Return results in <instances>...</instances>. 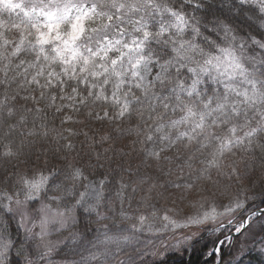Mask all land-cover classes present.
I'll return each mask as SVG.
<instances>
[{"label":"clouds","instance_id":"9594fccd","mask_svg":"<svg viewBox=\"0 0 264 264\" xmlns=\"http://www.w3.org/2000/svg\"><path fill=\"white\" fill-rule=\"evenodd\" d=\"M204 240L264 264V0H0V264Z\"/></svg>","mask_w":264,"mask_h":264},{"label":"trees","instance_id":"16d2710c","mask_svg":"<svg viewBox=\"0 0 264 264\" xmlns=\"http://www.w3.org/2000/svg\"><path fill=\"white\" fill-rule=\"evenodd\" d=\"M215 244H213L211 240L200 242L198 248L193 253L188 254L183 258V264H201V261L203 264H214V258L208 253L211 252Z\"/></svg>","mask_w":264,"mask_h":264},{"label":"snow or ice","instance_id":"6c2138e0","mask_svg":"<svg viewBox=\"0 0 264 264\" xmlns=\"http://www.w3.org/2000/svg\"><path fill=\"white\" fill-rule=\"evenodd\" d=\"M35 11H36L35 8L31 9V12H35ZM27 14H28V12H27V10H26V15H27ZM43 15H45V16L47 17L48 21H52V20L55 19V14H54L53 12L43 13ZM77 19H78V20H79V19H82V17H78ZM47 26H48L49 28L52 27V25H51L50 23H49ZM75 27H76V26L73 25V28H74V29H75ZM75 34L78 35V33H75ZM38 35H39V37H40V39H41V42L46 41L47 38H48L47 34H46V33H43V32H39ZM233 131H235V130L233 129ZM257 131H258V130H257ZM251 134L254 135L255 132H253V133H251ZM216 241H217V240H216ZM216 241H212V243L215 244ZM221 245H222V244H221ZM219 250H220V251H223V247H221ZM216 251H217V249L214 248V249H213L211 252H209L208 254H209L210 256H212V257L215 259Z\"/></svg>","mask_w":264,"mask_h":264},{"label":"water","instance_id":"95a60500","mask_svg":"<svg viewBox=\"0 0 264 264\" xmlns=\"http://www.w3.org/2000/svg\"><path fill=\"white\" fill-rule=\"evenodd\" d=\"M218 246H219V243H217L214 248H217Z\"/></svg>","mask_w":264,"mask_h":264},{"label":"rangeland","instance_id":"374dc122","mask_svg":"<svg viewBox=\"0 0 264 264\" xmlns=\"http://www.w3.org/2000/svg\"><path fill=\"white\" fill-rule=\"evenodd\" d=\"M217 243H219V241H218ZM222 246H223V245H220V244H219V247H220V248H221ZM212 250H213V249H212ZM212 250H211V251H212Z\"/></svg>","mask_w":264,"mask_h":264}]
</instances>
